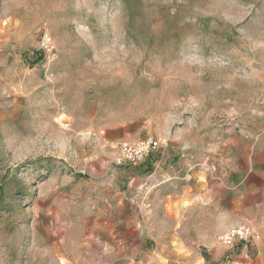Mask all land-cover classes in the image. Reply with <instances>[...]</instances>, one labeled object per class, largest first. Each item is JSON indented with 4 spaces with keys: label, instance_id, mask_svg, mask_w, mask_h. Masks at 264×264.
Masks as SVG:
<instances>
[{
    "label": "rangeland",
    "instance_id": "obj_1",
    "mask_svg": "<svg viewBox=\"0 0 264 264\" xmlns=\"http://www.w3.org/2000/svg\"><path fill=\"white\" fill-rule=\"evenodd\" d=\"M169 166L264 183V0H0V264H264V203L174 217ZM241 225L261 237L220 242Z\"/></svg>",
    "mask_w": 264,
    "mask_h": 264
},
{
    "label": "crops",
    "instance_id": "obj_2",
    "mask_svg": "<svg viewBox=\"0 0 264 264\" xmlns=\"http://www.w3.org/2000/svg\"><path fill=\"white\" fill-rule=\"evenodd\" d=\"M207 167L203 166L200 173H194L197 176L200 174V182L196 183L188 181L191 175L185 174L186 169L183 166H169L167 171L159 167L151 175L150 184L152 188L156 187L155 195L162 198L166 210L174 217L184 209V205L192 203L200 196V225L209 221L216 228L213 231H221L230 225L231 220L237 219V216L252 214L264 203V183L253 180V166L246 169L236 182L232 181L234 175H229V171L222 176L221 182L212 180L213 171L210 166ZM260 174L264 176V171H260ZM222 201H226L223 209L220 208ZM220 211L226 218L223 223L216 218Z\"/></svg>",
    "mask_w": 264,
    "mask_h": 264
},
{
    "label": "built area",
    "instance_id": "obj_3",
    "mask_svg": "<svg viewBox=\"0 0 264 264\" xmlns=\"http://www.w3.org/2000/svg\"><path fill=\"white\" fill-rule=\"evenodd\" d=\"M45 46L52 45V39L49 36V33L45 34L43 39ZM159 145V140L154 137L144 138L138 142L133 143H122L119 146L117 153L118 163H123L124 161H130L138 163L143 161L147 155L154 150ZM261 234L259 233L256 226H235L230 227L223 234L220 235L219 240L222 244L227 246H233L234 243L244 242L248 243L252 239H259Z\"/></svg>",
    "mask_w": 264,
    "mask_h": 264
}]
</instances>
